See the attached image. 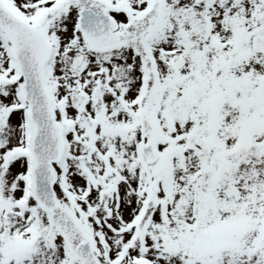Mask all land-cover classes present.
<instances>
[{"label":"snow or ice","instance_id":"obj_1","mask_svg":"<svg viewBox=\"0 0 264 264\" xmlns=\"http://www.w3.org/2000/svg\"><path fill=\"white\" fill-rule=\"evenodd\" d=\"M0 264H264V0H0Z\"/></svg>","mask_w":264,"mask_h":264}]
</instances>
